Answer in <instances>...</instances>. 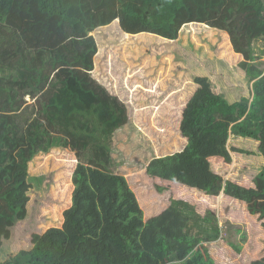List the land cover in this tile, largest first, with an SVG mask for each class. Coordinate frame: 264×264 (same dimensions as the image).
<instances>
[{
  "label": "trees",
  "instance_id": "16d2710c",
  "mask_svg": "<svg viewBox=\"0 0 264 264\" xmlns=\"http://www.w3.org/2000/svg\"><path fill=\"white\" fill-rule=\"evenodd\" d=\"M195 24L230 37L240 55L236 71L249 77L253 98L240 95V87L228 86L214 95L206 160L196 174L185 171L179 151L153 155L146 173L200 194L214 195L222 189L223 195L245 202L248 214L264 231V0H0V248L17 221L28 216L29 177L36 156L69 147L81 159L73 171L72 205L64 211L63 225L33 234L31 249L0 264L112 260L114 233L141 210V199L124 174L111 170V145L114 134L128 124L132 107L148 102L129 104L128 86L125 94L106 86L102 51L106 43L150 35L158 44L177 45L180 52L179 40ZM166 57H172L171 50ZM136 78L137 85L143 84L140 89L148 84L143 76ZM198 78L187 90H168L183 112L200 90ZM164 94L156 100L158 109H164L162 101L170 97ZM181 134L187 137L182 129ZM238 137L253 141L255 150L229 147L230 139ZM233 152L261 158L252 186L223 178L221 171L231 164ZM214 160H221L218 167ZM158 203L157 210L162 205ZM169 209L186 219L184 232L197 242L223 239L214 209L201 212L173 196L163 211ZM230 246L241 253V247ZM157 256L161 264H174L173 257ZM246 263L264 264V256Z\"/></svg>",
  "mask_w": 264,
  "mask_h": 264
},
{
  "label": "rangeland",
  "instance_id": "374dc122",
  "mask_svg": "<svg viewBox=\"0 0 264 264\" xmlns=\"http://www.w3.org/2000/svg\"><path fill=\"white\" fill-rule=\"evenodd\" d=\"M185 31L184 38L179 40L182 52L175 44H158L150 35L131 39L127 36L124 42L106 43L102 51L101 71L106 86L117 87L123 94L128 89L129 104L140 100L148 102L132 107L128 124L113 137L111 170L127 177L141 199V210L115 231L111 241L112 260L106 264H161L158 254L173 257L174 264H247L251 259L264 256L263 228L248 214L245 202L223 195L222 189L214 195L186 191L180 187L182 184L146 173L148 159L153 155L179 151L185 171L196 174L206 160L209 106L214 95L222 93L227 82L241 86L240 95L253 98L246 76L236 71L240 55L235 53L226 33L196 24ZM167 47L172 51L169 59ZM138 75L144 77V84L148 83L142 89L143 84H136ZM195 77H203L198 78L200 90L183 112L181 102H173L168 90L176 87L179 92L187 90L190 88L187 84L196 83ZM165 92L170 97L162 101L166 102L165 108L158 109L160 104L156 100L161 95L165 97ZM231 96L234 99L235 92ZM181 129L187 137L182 136ZM231 146L249 151L256 148L253 141L243 137L231 138ZM232 157L231 164L221 171L223 178L252 186V179L262 166L261 158L236 152ZM79 160L69 147L36 156L29 177L32 189L28 216L17 221L11 228V237L3 240L0 261L20 250L31 249L33 234L63 225L64 211L72 205V175ZM220 161L214 160L217 167ZM158 186L165 190L159 192ZM170 196L195 204L201 212L214 209L223 227V239L199 243L195 237L187 235L184 232L186 219L173 210L163 211ZM156 202L162 204L158 210ZM244 234L246 240H243ZM230 243L241 247V253Z\"/></svg>",
  "mask_w": 264,
  "mask_h": 264
},
{
  "label": "crops",
  "instance_id": "0c3cea01",
  "mask_svg": "<svg viewBox=\"0 0 264 264\" xmlns=\"http://www.w3.org/2000/svg\"><path fill=\"white\" fill-rule=\"evenodd\" d=\"M246 79H247V84H249V77L246 76ZM226 86H228V87H234V88H236V87H241V86L236 85V84L229 85L227 82H226V85L224 86V88H225ZM177 91H179V88L176 87V88L173 89V92H174V93L177 92Z\"/></svg>",
  "mask_w": 264,
  "mask_h": 264
}]
</instances>
